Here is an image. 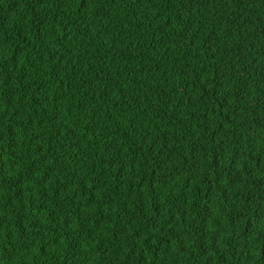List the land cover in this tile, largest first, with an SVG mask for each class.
<instances>
[{
    "label": "trees",
    "instance_id": "16d2710c",
    "mask_svg": "<svg viewBox=\"0 0 264 264\" xmlns=\"http://www.w3.org/2000/svg\"><path fill=\"white\" fill-rule=\"evenodd\" d=\"M0 264H264V0H0Z\"/></svg>",
    "mask_w": 264,
    "mask_h": 264
}]
</instances>
